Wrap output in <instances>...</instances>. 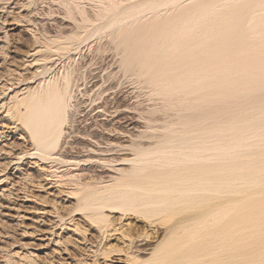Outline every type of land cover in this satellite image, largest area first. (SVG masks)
<instances>
[{"label": "rangeland", "instance_id": "1", "mask_svg": "<svg viewBox=\"0 0 264 264\" xmlns=\"http://www.w3.org/2000/svg\"><path fill=\"white\" fill-rule=\"evenodd\" d=\"M99 1L0 0V264H124L121 259H124L128 253L132 254V252L134 256H138L136 257L138 259L135 261L133 260L130 264L168 263L166 261V263H164L162 260V262H158L157 260L158 255L160 256V254L156 252L160 249L158 247H161L162 244L166 246L168 242L164 240L169 239V231L166 233L164 232L162 235H160V232L162 229L165 230L164 227L166 228L171 222H176L178 218L171 217L172 219H170L167 215H164L163 212H159L158 214L161 213V215H163L161 217L163 218L157 217L158 214L154 213V218L150 214L151 219H145L146 216H149L148 213L154 210L155 206L152 208L146 199H142L146 197L150 199L153 197L152 195H154V197L157 195V188H159L158 185H160L158 183L161 181L160 174H162L163 170L148 168L136 176L132 174L128 175V173L132 169L131 165L132 167L137 166L135 164V159L137 160L139 155H141L140 149L149 152L153 151L161 140L160 137L164 136L169 128L171 130L176 127L175 129L177 130V127H180L179 122L181 119L179 116H175V114H177L175 108L178 106V101L174 105L175 108L172 106H170L171 108H169V106L167 107L166 103L169 102L168 99L160 94L161 91L159 88L153 86L155 87L153 89V83H149V78L145 79L147 77L144 76V78L143 75H140L141 71L139 68L134 70L135 68L132 67L134 68L133 70L129 68L128 70L130 71L126 70L125 68H131V65L126 66V64H124L126 67L123 66V47L121 46L122 52L120 51L121 49L119 50V47H117V50V39L114 40L115 37H112L111 33V37L108 36L109 32L114 30L113 27H111L113 28L112 30L109 28V23L113 19L111 15H114L117 9L119 10L138 0H122L123 2L121 0H102L104 3L101 1L99 3ZM112 1L115 2H113L114 7L108 5L112 4L110 3ZM105 5L108 6L105 7ZM110 7L111 10L108 9ZM106 9L108 10L107 12L105 11ZM164 13L166 12L164 11L162 13L163 16L165 15ZM102 17L107 18L103 20ZM130 20L131 19H128V21ZM102 21L105 22L103 23ZM100 22L102 24H100ZM98 29H100V31ZM107 29H110V31ZM77 36L79 38H77ZM67 75L70 78L73 77L71 80L74 79L71 83L69 93L67 94L69 97L66 96L65 99L67 101L65 100L64 102V111L66 110L67 115L64 113L63 119L61 120V135L59 131L57 132L58 134L55 133L50 140L56 143V139L61 137L57 140L60 141L56 143L59 144L58 146L53 144L56 145V149L53 146L54 150L56 153L63 154L67 160L72 159L73 162L57 160L49 154V156H45L48 151H44L45 153L40 152L42 147L32 136L34 131L33 127L35 126L33 118L31 117V113L32 115L34 114V101L29 93H27L30 90L34 91L37 87V92L40 90L38 96L43 97L42 94L45 90L44 86L46 82L52 81L53 85H56L57 82L58 86L63 87L65 82L63 80L66 79L64 77ZM140 77L144 79L142 80ZM42 82H44V85H42ZM41 87H43L44 90H42L43 88L41 89ZM249 87L252 88V85ZM156 88L159 90H156ZM151 90H154L153 92L157 94H154ZM163 98L164 101L166 100V103L162 101ZM42 99L45 101L44 97ZM246 100L248 101V99L245 98L243 102ZM239 102L242 103V107L245 106V103L243 104L242 101H238L237 104ZM44 103L41 109L44 108ZM167 105H170V102ZM238 105L235 103V108H239L237 107ZM225 107L226 105L224 107L222 106L221 110L222 108H224L222 111L226 110L227 108ZM242 107L240 106V108ZM172 108H174V111ZM180 108L181 106L179 105V110L177 109L178 113L181 110ZM223 113L220 114V116H225V113ZM65 116L66 118H64ZM177 119H179V122ZM173 122L177 124V126H173ZM165 123L168 124L165 125ZM165 126L168 127L166 128ZM163 129L166 131L165 134ZM40 133L42 135V132ZM36 142L37 145L35 144ZM92 147H95V149H92ZM263 147L264 146H262V148ZM262 148L259 149L262 151ZM51 151H53V148L50 152ZM40 153L42 155H40ZM51 153L55 152L53 151ZM260 153L261 152H257V158L255 157L256 161L261 158V155H259ZM67 156L69 158H67ZM99 156H102L101 158H107L108 160L104 161L106 163L98 161V159L95 158ZM262 156L264 157V155ZM148 161H150L149 156L144 158L142 166ZM238 162V164L241 165V161ZM242 162L245 166V161L242 160ZM119 167H121L124 172L126 171V174L123 171L119 173L117 171ZM82 169L83 172H81ZM254 171L256 172V170ZM76 172H81L80 174L82 175L79 174L76 178ZM236 172L237 174L239 173V171ZM154 178L157 180V182L154 180L155 183L152 180ZM144 181L145 183L148 182L147 184L150 185L149 187L151 190L157 189V191L155 190L156 194H154V192L151 193L149 188L145 189L148 185L144 186V188L143 185L140 186V184H144ZM150 181L153 187H155L154 184H157V188L151 187ZM236 182L239 183V181ZM123 184H125L126 188L128 186V189L130 188L129 190L131 191L136 188V192H131L136 194L132 199L136 197V199L140 200L138 196H142L141 202L139 201L141 206L137 205V202H134L138 200L134 199L133 202L138 207H142V209H140L141 211L146 210L147 214H145L144 211L142 212L143 214L139 212L140 210H137L138 207L136 208L134 205L133 208H136L135 210L138 211L137 214L133 213L135 210H132L133 208L129 205L120 203L123 205L121 206L108 202L109 199L107 195L110 197V200H112L113 197H116L118 192V195H121L122 190H128L124 189L125 187ZM129 184H133V189ZM138 185L142 187L143 190L139 188ZM119 186H122V189H120ZM113 187L115 192L113 191ZM127 192L128 195L130 191ZM112 193L117 194L114 196ZM133 195L131 194V196ZM105 197L107 200L105 199L104 203L106 201V205H108L107 207L106 205H102L105 211L100 208L99 218H106L105 220H101L96 218L98 214H94L93 211H98L97 209L100 206H98V208H96V206L99 205V203H103L102 198ZM125 197L126 194L123 198L125 199ZM241 197L242 196H240V198ZM130 199L131 197L128 198L129 203H131ZM239 201H237L238 204L236 203L237 208L241 207L239 203L241 204L244 200L242 198V200L240 199ZM236 206L233 207V213H239V219L237 220L243 217L244 219H241V222L237 220L236 222L233 221V224L240 222L238 224L239 226L236 225V229L239 227L238 230L240 232L235 229V225L233 226L234 231L232 234L237 231V236L233 235V238L236 237L234 238L235 242L232 239L234 242L233 258L230 256L231 252L229 254L228 250V245H231L230 241L232 240L227 238V243L226 241H217L218 244H215L216 254L213 252L215 248L212 249V246L214 247L215 245H211L215 242L208 245L205 242L204 244L208 247L206 252L209 257L207 255L203 256L205 263L203 262L202 264H213L214 261L215 264H218L219 261V264L226 262H228L226 264H229L232 263L231 261H233V264H240L236 262H239L237 259H242L241 256H244V254L242 255L243 252H247L246 256L243 258H251L250 260L253 261L250 264H255V259L256 262H258L259 259H263L262 261H264V256L262 255L264 254V241L260 240H263L264 236L261 238V235L257 236L260 228L263 229L264 225L262 224V227L256 225L264 221V207L262 209L263 211L261 210L263 213L261 217L263 219L260 217L261 220L257 223V221H254L257 219L251 214L252 210L250 207L247 208L248 211L241 207L243 212L240 209L238 212ZM88 207L89 209L86 211ZM92 207L93 209L91 210ZM120 208L122 210H120ZM147 209L150 212H148ZM240 213H242V215H240ZM243 213H245L246 217ZM141 215L145 216V218ZM217 216L218 219L215 216L213 218L214 221L211 220L213 225L215 224L214 229H210L212 223L211 226L208 227V232L213 231V233L218 231L217 228L219 229V231L214 234L216 236L219 233V235H223V231L226 227L225 224L227 223V220L225 222L223 221L225 220L223 217ZM156 217L158 220L155 219ZM247 217L249 218L247 219ZM152 218L155 220L153 221ZM94 219L97 221L95 222ZM103 220L104 222L107 221V223L102 222ZM245 220L251 225L254 224L253 222H256V226L254 225L253 227L249 223L250 226H248ZM98 221L102 222V225L101 223L99 224ZM242 222L244 224H241ZM156 223L158 225H156ZM241 225L243 226L241 227ZM258 226H260L259 230L257 228ZM250 227L252 229L245 235V230L248 232L247 228L250 229ZM262 229L259 234L264 235ZM230 230L232 231L231 228ZM261 231L263 233H261ZM253 232L254 234H252ZM204 235L205 234H203V236ZM243 235L245 237H243ZM238 236L241 237L240 239H242V241L239 240ZM246 236H249L248 238L250 240L251 237H255V240L252 239L251 241H255L256 243H249L250 240L247 239ZM144 237H147L148 240ZM204 237L207 239V236ZM218 237L219 236L216 238ZM242 237L246 238L249 242L246 243V239ZM131 238L134 239V241ZM143 238L144 240L140 241V239ZM238 240L246 243H243L246 249L244 248L245 246L242 247L243 244L241 242L239 243ZM259 240L262 243H257ZM129 241L136 242L135 246H128L131 243ZM172 242L174 243L173 239L169 241L170 244ZM138 243L141 244H139L140 247L137 245ZM224 243L227 249L222 247L226 249L225 251L218 246L225 245ZM159 244L161 245L158 246ZM204 244L202 245L204 246ZM248 244H250V246ZM259 244L261 247H259ZM171 245L168 246H170L172 250L175 246H173V244ZM234 245L236 247H234ZM237 245L239 246L237 247ZM137 246L143 252H138V250L135 249ZM217 246L220 248L218 250L219 252H217ZM129 247L133 248L130 250ZM162 247L163 252L165 249L169 248H165L163 245ZM155 248L156 251H152ZM169 249L167 251L168 253ZM237 249H239V251ZM257 249L258 251L260 250L262 254L258 252ZM208 250L212 252L216 260L210 259L213 256H211L212 254L210 255L211 252L209 253ZM220 250L227 254L226 257L224 256L225 253ZM158 251L160 252L161 250ZM162 251L160 253H162ZM226 251H228V253ZM236 251L237 253H235ZM153 252L158 255L153 254ZM239 252L241 255L238 254ZM165 253H162L158 259H161ZM221 253L224 254L220 255ZM234 253L238 255V258ZM247 254L250 258L247 257ZM171 260L169 263L171 262L170 264H173L174 260ZM180 260L176 263L179 264ZM180 262H182V260ZM184 262H186V259H184ZM184 262L180 264H186L188 260L186 263ZM262 263L264 262L259 261L257 264Z\"/></svg>", "mask_w": 264, "mask_h": 264}, {"label": "bare ground", "instance_id": "2", "mask_svg": "<svg viewBox=\"0 0 264 264\" xmlns=\"http://www.w3.org/2000/svg\"><path fill=\"white\" fill-rule=\"evenodd\" d=\"M100 1L104 3L103 1L105 0L103 1L100 0ZM113 2L114 1L110 2L112 4H108V5L114 7L115 2L114 3ZM107 6L105 5V7ZM111 7L108 9L111 10ZM105 11L107 12L108 10L106 9ZM164 11L166 13H164L165 15L163 16L162 13ZM111 17L113 19L111 18L112 20L109 23L110 27L108 25L107 26L109 28L113 27L115 31L112 30L113 28H111L112 31L109 32L108 36H110L111 33V36L115 37L114 40L117 39L116 49L117 47H119V50L121 49L120 51L122 52L121 46L123 47L124 50V52H122L124 55L123 66L126 67L127 65L128 66L131 65V68L127 67L125 69L128 70L129 68L133 70L135 68L134 70H137L139 68V70L141 71L140 75L141 76L143 75V77L144 76L147 77V78L144 77L145 79L149 78L150 81L149 83L151 84L153 83L152 87L155 86L159 88L161 91V93L160 92L159 93L162 94L164 98L166 97V99H168L170 105H167L169 102L166 103L165 102L166 100L164 101V98L162 100L166 103L167 107L168 106L169 108H171L170 106L174 107V105L178 101V106L176 105L177 108L175 107L174 108L176 109L177 112L175 116L177 115L181 119L180 122L178 121L179 119H177V121L180 123L179 124L180 127H177L179 130L178 129L176 130L175 129L176 127H174V129L172 128L173 130L171 129L172 130L171 131L169 128V130L166 133L165 129H163L164 134L165 133L166 134L160 137L161 140L158 142L155 149L150 152L140 149L141 155H139L137 160L135 159V164L137 166L132 167L131 165L132 169L128 173V175L132 174L136 176L140 174L142 171L147 170L148 168L163 170L162 174H160L161 181L158 183L160 184L158 185L159 188L156 187L157 184H154L155 187L158 189V191L157 189H155L157 191L156 192L157 195L155 197L154 195H152L153 197L151 196L152 198L150 199H148V197L142 198L143 200L146 199V201L149 202L152 208L153 206H155L154 210L152 209L153 213L148 211L149 208L147 206L148 208L147 211L150 212L148 213L149 216H146V218L143 215L141 216H143L145 219L148 218L151 219L150 214L153 216L154 213L158 214L159 212H163L164 215H167L168 218L170 219H172L173 217L178 218L176 222L173 221L174 224L173 222L170 221L171 224H169L168 226L165 225L166 226V228L164 227L165 230L162 229L160 232V235H162L164 232L166 233L167 231H169L168 238L169 239L172 238L174 240L175 245L173 242L171 243L173 244V246H175L174 249L171 250L172 245L169 243V241L172 239L170 240L168 239L169 241L164 240L168 242V243L166 242L167 243L166 246L165 244H162L165 248L167 247L170 248V249L164 248L166 253L165 251L164 252L162 251L163 247L161 244H159L158 246L161 245L162 248L158 247L160 248L158 249L156 247L158 250H161L163 254L165 253V255H163L161 259H158L160 258L162 253H160L161 251L160 252L158 250L156 251V248L152 251L158 252L160 256L155 252H153V254L158 255V257L156 256L158 262L162 260L164 261V263L166 262L169 263V261L172 259L174 260L173 264H175L180 259L182 260V262H184V259H186V262L188 260L187 263H189V261L190 263L192 262L193 264H202L203 262L205 263L203 256L206 255L208 256L206 252L208 247H206V245L204 244L205 242L207 243V245L215 242L214 244H211V245H215L218 244L217 241L218 242L226 241L227 243L228 242V240H226L227 238L229 240L232 239L234 240V238H236V237L233 238V235L235 236L237 234L236 233L237 231L234 232V234H232L234 231L233 226L235 225V229H236V227L239 226L238 224L242 221L241 219H244V217L241 218L240 216L241 221L237 220L239 219L238 216L239 209L240 210L246 209L248 211L247 208L250 207L252 210L251 214L255 216L257 219L254 221H257V223H259L258 221L261 220L260 217L263 215L262 209L264 207L263 206L264 205V157L262 155H264L263 153L264 147L262 148V146H264V0H140V1L138 0L135 3L133 2L132 4H128L120 8L119 10L117 9L115 14L111 15ZM102 18L104 20L107 17H102ZM128 19L131 20L128 21ZM100 24L102 23L100 22ZM98 30L100 31V29ZM107 30L110 31V29ZM77 38L79 37L77 36ZM124 64H126V66ZM64 78L66 79L63 80L65 81L63 87L58 86L57 82L56 85L55 84L53 85L52 81L51 82L45 81L46 82L44 86L45 90L43 87H41V89L43 88L42 90H44L42 95L45 101L42 99L43 97L38 96L40 90L38 88L39 90L38 93L37 87L34 89V91L30 90L27 93H29V95L34 101L33 104L34 114L32 115L31 113L32 111L30 112L31 117L33 118V123H35V126L34 127L32 126L34 130L32 136L35 140H37V142L42 147L41 148L42 150L40 152L42 153L44 151L46 152L48 151L49 153L47 152L45 156L49 154L57 160L73 162L72 159L67 160L63 154L58 152L56 153V151L54 150V147L56 149V145L57 146L59 145L56 143L60 142L57 140L60 139L61 137H58V139H56V143L50 140L55 133L61 130L60 129L61 120L63 119L64 113L65 115H67L66 110L64 111V107H65L64 102L71 88V83L74 79L71 80L73 77L70 78L68 75L65 76ZM144 78H142V80ZM42 85H44V82H42ZM251 85L252 88L249 87ZM155 87H153V89ZM157 88L156 90H159ZM244 97L247 98L248 101L246 100L245 102H243L245 99ZM241 98L244 99L242 100ZM238 101H242L243 104L245 103L244 104L245 106L242 107L241 102H239L238 105L237 104ZM42 102L43 103L45 102L43 109H41V107L43 106ZM235 103L236 105H238L237 107L239 108H235L236 107ZM179 105L181 106L180 108L181 110L178 113L177 109L179 110ZM225 105H226L225 108L227 109L224 110L225 111L224 112L222 111L224 108H222L221 110V107L222 106L224 107ZM240 106L242 108H240ZM174 108H172L173 111ZM219 112L220 114L224 112L225 116L224 115L220 116ZM64 118H66V116ZM166 124L168 123H165V125ZM173 126H177V124H174L173 122ZM40 132H42V135ZM59 134L61 135V131ZM37 142L35 143L36 145ZM51 147L53 148V151L55 153H51L53 151L50 152V150L52 149ZM259 148L260 149L262 148L263 150L261 151ZM92 149H95V147L94 148L92 147ZM257 152H261L259 155H261L260 157L262 158V159L260 158L258 161H256L255 159ZM41 153L40 155H42ZM147 156H149L150 161H148L146 164H144V166H142V162L144 161V158ZM101 157L99 156L95 158L101 162L108 160L107 158L104 157L101 158ZM67 158L69 157L67 156ZM242 160L245 161L246 164L245 166L242 164L243 163ZM238 161H241L242 166L238 164L239 163ZM121 169L122 168L119 167L117 171L120 173L123 171V169L122 170ZM254 170H256V172ZM234 171L235 172L239 171V173L237 174V172L235 173ZM81 172H83V169ZM81 172L79 173L76 172L75 177L79 176ZM152 180L155 183L154 180L156 179L154 178ZM236 181H239V183ZM143 183L144 184H140V186L143 185V188L144 186L148 185L147 184L148 182L145 183L144 181ZM123 185L125 187V184ZM132 185H130L131 188ZM140 186L139 188H142ZM149 186L150 185H148L145 189L149 188L151 190ZM114 187H113V191H114ZM151 187H153V185ZM119 188L122 189V186L121 187L119 186ZM124 189H128V186L127 188L125 187ZM129 189L122 190L121 195H118L119 194L118 191H117L118 194L112 193V195L114 196L115 194L118 195V196L116 195V197H113V199L111 197L112 200H110V197L107 195L109 199L108 202L116 205L118 204L121 205L120 203H122L123 205H129L132 208L134 205L137 208L138 207L137 205L141 204V203L139 204V201L141 202L142 196L141 197L138 196L140 200L136 199V197L134 198L135 200H138V201H134L137 202L136 203L137 205H135L133 202L134 199H132V197H134L136 194L131 192L133 191L136 192L137 190H135L136 188L134 189L132 188L133 189L132 191ZM155 190H151V193L154 192V194H156ZM127 191H130L129 192L130 195L129 194L127 195L128 193ZM125 194L127 197V198L125 197V199L127 201L128 198L131 197L132 199V201L130 199L131 203H129V201L127 202L123 198ZM131 194L134 195L131 196ZM89 195L91 196L90 193ZM240 196L242 197L240 198ZM238 197L241 200L242 198L244 200L241 202V204L239 203V206H241L242 209L241 207L237 208L236 206V203L238 204L237 201L240 200ZM105 199L106 197L102 198L103 203H99V205L96 206V208L100 206L97 209L98 213L95 210H94L95 212L93 211L94 214H98V217L96 216V218H99L100 208L102 209L104 208L102 205L104 206L106 205V201L104 203ZM140 206L138 207L139 209L137 208L138 211L142 209V207L140 208ZM235 206L238 211L235 212L238 214L233 213V207ZM88 209L89 207L86 209V211H88ZM92 209L93 207L91 208V210ZM135 209L133 208L132 210ZM120 210L122 209L120 208ZM138 211L135 210L133 211V213L137 214ZM143 211L144 210L142 211L140 210L139 212L142 213ZM144 213L147 214L146 210L144 211ZM217 215L223 217L225 219L223 220L224 222L227 220V223L226 224L224 223L226 227L224 226L225 230L223 231V235H219L220 233L219 234L217 233L218 234L217 236H219L218 238H216L217 236L214 235L216 234V232L219 231L218 228H217L218 231H215L216 226L214 233L213 231L208 232L209 230L208 227L211 226L212 223L211 220H213L215 216L217 218L218 217ZM240 215H242V213H240ZM243 215L245 216V213H243ZM161 216H163L161 215V213L157 215V217H161ZM157 217L155 219L158 220ZM249 217H247V219ZM105 218L102 217L99 219L105 220ZM155 219H153V221ZM104 220L102 222H104ZM236 220L240 222L233 224V221L236 222ZM96 221L97 220H95V222ZM99 221L98 223L99 224L101 223L102 225V222ZM246 221L247 220H245V222ZM263 222L261 224H256V225H260V226L262 224L264 225ZM104 223H107V221ZM248 223L249 222L247 221L246 224L250 226L251 224L249 223L250 224L249 225ZM253 223L254 224H252L251 226L254 227L256 222ZM241 224L244 223L242 222ZM156 225L158 224L156 223ZM214 225L212 223V227H210V229L211 228L214 229ZM242 226L243 225H241V227ZM260 226L257 227L258 230ZM230 228L232 229V231L230 230ZM247 229L248 232H246L245 230L246 233L244 232L243 229L245 235L249 233V231L252 228L250 227V229L249 228ZM261 229L262 228H260V230ZM262 231H264V228L262 229ZM262 231L261 233H263ZM259 233H257V236L261 235L260 238L264 236ZM203 234H205L204 236H207V239L206 237L203 236ZM252 234H254V232ZM243 237L245 236L243 235ZM248 237L247 239H249ZM144 238L148 240L147 237ZM144 238L140 239V241L144 240ZM238 238L239 240L242 241V239H240L241 237L238 236ZM247 239L245 240L246 243L249 242ZM252 239L255 240V237L254 238L251 237V240ZM132 240L134 241V239ZM233 240L230 241L231 245H228L229 254L231 252L230 256L232 258L234 252L233 244L235 242V240L234 242ZM239 240L238 242L240 243L241 241ZM251 240L249 243L252 242ZM260 240L264 241V239L263 240L260 239ZM260 240L257 243L261 242ZM254 242L255 241H253L252 243ZM241 243L243 244L244 242ZM135 244L136 242H131L130 245L128 246L131 245L135 246ZM139 244L140 243H138L137 245L139 246ZM202 244H204V246ZM244 244L242 247L245 246ZM168 245H171V247ZM248 245L250 246V244ZM138 246L135 249H137L138 252L140 253L143 252L139 249L140 246L139 247ZM218 246L223 249V247H225L226 244L221 246L218 245ZM218 246H217L218 248L217 252H219L218 250L220 249ZM238 246L239 245H237V247ZM215 247L216 245L214 247L212 246V249ZM234 247L236 246L234 245ZM259 247H261V245ZM132 248L133 247L131 248L129 247L130 250ZM244 248L246 249V246ZM168 249H169V253L167 252ZM226 249L223 250L225 251ZM237 250L239 251V249ZM213 252H215L216 254V248L214 249ZM226 252L228 253V251ZM258 252H260V250ZM224 253H221L220 255ZM235 253H237V251ZM246 253L247 252L245 253L243 252L242 255L244 254V256H246ZM211 254L212 252L210 253V255ZM238 254H240V252ZM226 255L227 254L225 253L224 256L226 257ZM262 255L264 256V254ZM133 256H134L133 252L132 254L128 253L124 257V259L121 260H123L124 264H130L131 262H133V260L135 261L136 259H138L136 258L138 256H134V257ZM211 256L213 257H211L210 259L216 260L213 254ZM230 256L228 257L231 258ZM236 256L238 258V255ZM243 257L241 256L242 259L236 258L237 260H239V262H236V260L235 262L240 264H250L253 262L252 260H250L251 258L249 255L247 257H249L250 259H246ZM257 260H258V256H257ZM262 260L259 259L260 262H264ZM180 261L179 264L182 263ZM259 261L256 262L255 259L254 263L257 264L259 263ZM217 262H218V258H217ZM231 262L232 263L229 264H233V261ZM219 263L220 261L218 262V264ZM213 264H215V261Z\"/></svg>", "mask_w": 264, "mask_h": 264}]
</instances>
